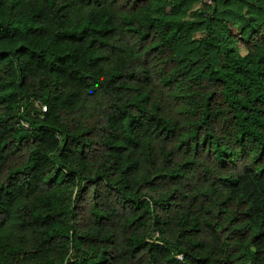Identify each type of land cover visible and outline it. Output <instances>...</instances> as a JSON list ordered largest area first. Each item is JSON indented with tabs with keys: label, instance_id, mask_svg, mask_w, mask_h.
<instances>
[{
	"label": "trees",
	"instance_id": "1",
	"mask_svg": "<svg viewBox=\"0 0 264 264\" xmlns=\"http://www.w3.org/2000/svg\"><path fill=\"white\" fill-rule=\"evenodd\" d=\"M0 264H264V0H0Z\"/></svg>",
	"mask_w": 264,
	"mask_h": 264
},
{
	"label": "rangeland",
	"instance_id": "2",
	"mask_svg": "<svg viewBox=\"0 0 264 264\" xmlns=\"http://www.w3.org/2000/svg\"><path fill=\"white\" fill-rule=\"evenodd\" d=\"M232 29L236 32L239 33L242 30V27L240 26H233ZM241 54L245 55V50L243 48H241Z\"/></svg>",
	"mask_w": 264,
	"mask_h": 264
}]
</instances>
